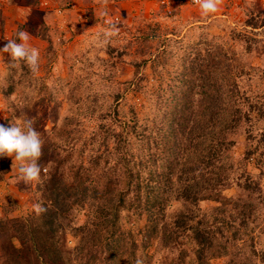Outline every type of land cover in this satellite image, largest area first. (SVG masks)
<instances>
[{
	"label": "trees",
	"instance_id": "trees-1",
	"mask_svg": "<svg viewBox=\"0 0 264 264\" xmlns=\"http://www.w3.org/2000/svg\"><path fill=\"white\" fill-rule=\"evenodd\" d=\"M80 1L86 7L94 2ZM42 24L41 29L49 33V44L54 46L56 32L52 35L53 30ZM248 24L254 29L264 27V11L256 13ZM26 27L22 25L20 30L26 31ZM1 42L2 46L7 43ZM199 59L203 58L196 55L187 70L179 65L180 73L160 90L163 95L155 101L154 110L149 104H140L139 109L130 108L127 119L119 118L118 104L124 98L119 92L109 122L104 119L98 130L84 139L83 148L75 147L79 138L73 136L68 138L67 150L61 144H55V149L42 148L38 163L55 164L37 186L39 206L44 210L12 217L8 215L12 209H3L2 264H151L156 257H161L160 264H185L186 258L188 264H208L229 255L228 250L237 253L246 249L250 250V258L240 262L234 260V254L229 264L263 261L264 251L256 248L254 234L244 231L247 222L233 226L234 218L225 217L226 204L235 206L237 201L223 194L234 169L229 155L233 143L227 135L251 115L233 99V82L226 83L225 73H220V80L214 71L199 69ZM191 71L195 74L192 81L186 78L193 75ZM16 83L10 75L8 85L1 90L10 99L16 93ZM129 88L138 95L144 90L141 79ZM197 91L203 97L200 100L194 99ZM13 101L10 106H15ZM249 108L258 109L264 116L258 105ZM10 123L11 117L6 115L2 124ZM257 150L258 146L247 147L246 159ZM63 151L64 155H57ZM12 162V157L2 158L0 180L10 172ZM245 174L240 176L243 185L242 181L238 184L250 193L254 188ZM203 202H216L218 205L211 206L210 211L217 214L199 218ZM174 203L181 207L170 211ZM254 205L250 201L243 205L242 215L247 207L249 218ZM218 214L223 217L218 218ZM143 216L146 222L142 227L136 231L125 228V220ZM259 219L254 215L251 222ZM68 234L78 240L72 249L65 246ZM14 238H18V246Z\"/></svg>",
	"mask_w": 264,
	"mask_h": 264
},
{
	"label": "rangeland",
	"instance_id": "rangeland-1",
	"mask_svg": "<svg viewBox=\"0 0 264 264\" xmlns=\"http://www.w3.org/2000/svg\"><path fill=\"white\" fill-rule=\"evenodd\" d=\"M20 1L24 4L0 0V47L1 40L15 38L21 26L28 25L29 44L40 53L39 71L33 73L23 62H12L7 53L0 56V124L6 115L12 123L30 118L41 135L43 147L55 149V144H61L67 150L68 138L73 136L79 138L75 147L81 149L84 139L96 132L104 119L109 122L115 95L122 92L124 96L118 104L119 118L127 119L130 108H138L140 104H149L154 110L155 101L163 95L160 90L180 73L179 65L185 70L199 55L203 58L198 61L199 69L214 71L213 75L220 80L223 79L220 73H225L226 83L233 82L236 94L233 99L239 101L243 112L251 115L227 135L233 143L229 155L234 169L223 194L236 200L237 205L228 202L225 217L234 218L233 226L245 220L244 231H252L256 248L264 251V116L258 109L249 108L258 105L264 111V27L254 29L248 24L256 13L264 11V0H218L217 12L208 16L201 15L199 5L188 0H117L116 3L93 0V5L87 7L80 0L73 7V0ZM111 4L116 7L112 9ZM106 19L110 22L106 23ZM41 24L49 26L52 35L56 32L52 38L54 46L49 44V33L41 29ZM143 60L146 62L137 66ZM191 73L186 77L189 80L195 77ZM10 75L17 82L16 93L11 98L15 99L16 107L10 106L11 99L1 91L8 85ZM138 79L144 86L140 95L129 88ZM202 98L198 91L194 93V99ZM257 146L255 155L246 159L247 147ZM57 155H64V151ZM41 165L42 177H48L55 164ZM18 166L19 162L13 161L10 172L0 180V218L5 208L12 209L8 212L12 217L38 212L41 195L37 186L42 183H24L19 178ZM244 172L250 176V186L254 188L250 193L238 184L242 181L243 185L244 178L240 176ZM246 201L255 204L249 218L247 207L242 215ZM213 205L218 204L203 202L199 218L216 215L217 212L210 211ZM180 207L174 203L169 210ZM254 215L260 219L251 222ZM80 217L83 221L84 217ZM222 217L218 214V218ZM145 222L146 216L139 220L131 218L125 220L124 226L136 231ZM65 238L67 249L76 246V236L68 234ZM12 241L19 245L18 238ZM249 252V249L237 253L228 250L229 255L208 264H229L234 254V260L242 262L251 257ZM1 258L0 253V264ZM160 258L156 257L151 264H160ZM259 264H264V257Z\"/></svg>",
	"mask_w": 264,
	"mask_h": 264
},
{
	"label": "clouds",
	"instance_id": "clouds-1",
	"mask_svg": "<svg viewBox=\"0 0 264 264\" xmlns=\"http://www.w3.org/2000/svg\"><path fill=\"white\" fill-rule=\"evenodd\" d=\"M199 7L203 16L215 14L218 0H199ZM30 36L27 31L18 30L15 38L7 39V43L0 47V56L7 53L12 62H23L36 73L39 71L40 53L38 48L29 44ZM42 148L41 135L33 126L32 119L10 123V126L0 124V157H12L13 161L19 162V178L26 184L43 182L42 167L38 163ZM37 208L44 210L39 205Z\"/></svg>",
	"mask_w": 264,
	"mask_h": 264
},
{
	"label": "built area",
	"instance_id": "built-area-1",
	"mask_svg": "<svg viewBox=\"0 0 264 264\" xmlns=\"http://www.w3.org/2000/svg\"><path fill=\"white\" fill-rule=\"evenodd\" d=\"M190 3L195 4V5H199V0H188ZM166 2V1H164ZM168 3V2H167ZM59 14H62L61 10L57 11ZM118 19V18H117ZM110 21L108 19H106V23H109Z\"/></svg>",
	"mask_w": 264,
	"mask_h": 264
},
{
	"label": "crops",
	"instance_id": "crops-1",
	"mask_svg": "<svg viewBox=\"0 0 264 264\" xmlns=\"http://www.w3.org/2000/svg\"><path fill=\"white\" fill-rule=\"evenodd\" d=\"M73 1H74L75 4H72L71 5L72 7L77 5L76 3L78 2V0H73Z\"/></svg>",
	"mask_w": 264,
	"mask_h": 264
}]
</instances>
